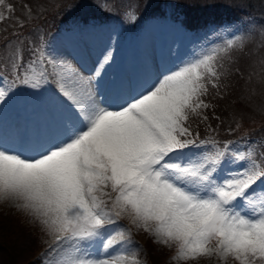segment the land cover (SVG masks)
<instances>
[{"label":"snow or ice","instance_id":"1","mask_svg":"<svg viewBox=\"0 0 264 264\" xmlns=\"http://www.w3.org/2000/svg\"><path fill=\"white\" fill-rule=\"evenodd\" d=\"M13 12L0 0V23ZM35 31V38L13 32L0 45L8 50L0 57L8 85L0 89V202L52 238L42 256L64 251L59 264H141L128 253L130 229L107 230L127 217L154 243L174 246L177 264H264V144L254 154L256 140L202 139L197 130L204 124L215 133L211 100L224 98L248 37L234 34L128 82L104 79L111 49L85 76ZM23 89L34 91L21 101ZM20 103L38 105L39 115L3 119Z\"/></svg>","mask_w":264,"mask_h":264},{"label":"rangeland","instance_id":"2","mask_svg":"<svg viewBox=\"0 0 264 264\" xmlns=\"http://www.w3.org/2000/svg\"><path fill=\"white\" fill-rule=\"evenodd\" d=\"M41 1L43 2L44 0ZM60 1L61 0H48L49 4ZM113 1L114 0H99L98 3H89L91 4V7L89 5L87 6L90 11H98L101 16L108 18L109 21L102 22L100 19L91 16V23L89 22L88 25L82 28L72 26L73 31L67 33L69 38H66L65 36H62L61 38L56 35V33L53 34V32H51L50 36L47 35L48 31L51 30H45L43 26L50 29L53 28V26L50 25L49 18H51L54 13V6H48L49 11L47 9L42 15L37 13L40 24L43 25L39 28V34L44 36L49 46V50L52 51L53 54H62L67 58L68 62L72 64L76 71L85 76L89 74V70L97 66L96 61L101 56V53L106 48L111 49L114 59L109 67L101 70L104 79L110 80L111 78H117L124 79L128 82L154 77L157 75L158 70H163L165 67H171L181 57L193 56L194 54L192 52L196 49V42L200 40V37H209L204 33H201L200 37L198 35V37L194 36L192 32L185 30L180 23L177 21L174 22V18L170 13L165 19L151 17L154 10L158 9V4L161 0H148V2L140 5L139 8H137L138 6H135L133 0H124L119 12L111 13L114 12L111 9V6L114 3ZM208 1L213 2V0ZM24 2L23 4H26ZM21 5L22 2H19L16 8H14L13 13L5 14L10 16L11 26L18 24L17 26L20 28L19 23L23 21L24 27L27 30L32 25L31 23L33 22L35 15L30 16V13L26 15L25 13L29 12L28 8L22 12ZM169 5L170 3L167 4V9L170 8ZM215 6H218V3ZM18 8L20 9L18 10ZM121 13L126 16L119 15ZM133 16L135 17L134 20L132 18ZM121 18H126V20H122ZM98 20L99 22H97ZM247 21L249 22L250 19ZM72 22V24H77L78 20L74 19ZM128 28L133 30V35L127 33L126 29ZM214 28L216 27L210 26L206 29V32H211ZM226 28L232 29L233 27H227L225 24L221 25L217 27V33L224 32ZM240 28L245 31L242 26ZM33 34L34 36H37V32ZM249 37L250 36H248V38ZM8 38L11 39L10 37ZM3 44L4 41L0 42V45ZM207 50H203L202 52ZM7 51V49H0V57H3ZM201 53L195 56H199ZM7 87L8 85L4 83L3 77L0 76V89H6ZM51 87L52 86H48L49 89H51ZM22 91L24 93L23 96H30L34 90L23 89ZM23 96L18 97V100L24 101L26 98ZM39 113L40 108L38 105L20 103L13 111L6 114L3 119L11 123L17 120L23 121L31 119L34 116L39 115ZM237 124L240 126L246 124V128H249L247 122H244V120L239 121ZM248 132L249 134L245 133V135L248 134L246 137L251 138L252 135L250 134H253L256 131L255 128H250V131ZM256 138L257 140H260L258 136ZM260 144L264 143L262 142ZM256 147L257 145L253 149L257 150ZM256 153H259V151ZM124 218L130 220L127 217ZM19 219H23L24 222L38 227L40 229L39 233L43 232L37 223H34L30 217L26 216L14 205L9 202H0V264H9L6 246L16 244L18 245V248L22 247L21 250L27 251L28 248H33L35 245L34 242H29L26 238H21L17 227L12 228V226L18 224ZM129 224L128 225L132 229L118 220L116 224L108 225L107 230L110 233L115 229H130L131 244L127 246L128 253H135L141 264L146 263L142 244L146 238H150L149 243L152 242L153 247L157 248V252H162L164 249L169 248L154 243V238L147 232L137 229L131 223ZM133 235L138 236L140 238L138 239L141 242L135 240ZM6 237L11 239L9 243L6 242ZM51 243L52 239L50 240L48 237L45 250L42 251L37 258L40 260V264H59V261L65 258L66 252L64 251H61L58 254L52 253L48 256H42V254L46 253ZM24 256L26 257L27 255ZM172 258L170 259V263L177 264V261ZM22 259L23 257L20 260ZM170 263L168 261V264ZM180 264H183V262H180ZM199 264H217V261L215 258L211 260L208 258H202L200 259ZM228 264H234V262L229 260Z\"/></svg>","mask_w":264,"mask_h":264},{"label":"trees","instance_id":"3","mask_svg":"<svg viewBox=\"0 0 264 264\" xmlns=\"http://www.w3.org/2000/svg\"><path fill=\"white\" fill-rule=\"evenodd\" d=\"M26 1V2H24ZM35 1V3H34ZM99 0H61L60 2L50 3L48 0H9V2L16 8L19 2H22L21 11L24 12L26 8L31 9V13H25L26 15H35L30 28L27 30L25 27L18 28V24L11 26V18L3 23H0V42L4 41L5 37H10L12 40L13 32H17L20 36H34L35 29L40 26L39 16L44 14L48 9V6H54V13L50 19V25L53 28H46L47 35L50 36L51 32L62 28V25L68 23L72 24L74 19L78 20L77 25H85L90 22L91 16L100 19L102 22L109 21L108 18L101 16L98 11H90L88 9L89 3H98ZM124 0H114L111 9L115 12H119ZM26 3V4H23ZM137 8L143 5L148 0H133ZM170 3V8L167 9V4ZM218 3V6H215ZM115 4V6H114ZM110 5V4H109ZM27 6V7H26ZM56 8V9H55ZM20 8H18L19 10ZM80 11V12H79ZM171 14L173 18L179 15L183 16L185 21L195 30H202L204 26L208 24L221 25L223 23H242L245 31L241 36L248 37V42L245 46L243 54H236V62L230 65L232 75H230L225 83L229 87L225 90L223 99L216 98L211 100L215 105L214 109L208 111L209 123L214 129L215 133H208L204 124H199L198 131L201 133L202 139H213L218 141L226 140H238L241 137H245L249 134L250 128H255V133L249 140H256V149L260 151V143H264V64L261 61L264 60V39L261 38V29H264V0H161L158 4V9H155L151 17L166 18L168 14ZM119 15L125 14L121 13ZM118 18V17H117ZM115 19V18H113ZM126 20V18H121ZM250 21L248 22L247 20ZM99 21V20H98ZM39 22V23H38ZM251 26V27H250ZM50 27V26H49ZM68 28V27H65ZM50 32V33H49ZM224 40L216 39L212 42H208V46L214 44H220ZM239 68L240 72L236 73L235 69ZM211 99V98H209ZM219 117L214 119L213 116ZM244 120L246 124L241 125L238 131L229 132L228 129L235 128L239 121ZM198 121H194V127ZM245 133H248L245 135ZM262 134V135H261ZM260 140H257L256 137ZM258 154V153H254ZM19 224V225H18ZM16 226L21 234L32 236V241L36 242L34 235H32L31 225H25L23 219L18 220ZM30 228V229H29ZM10 238L6 237V242H10ZM7 253L9 254V263L18 264V261L23 262L21 264H31L28 258L20 260L22 255L17 251L15 245L6 246ZM32 250V248H29ZM31 252V251H28ZM25 252L24 254H29ZM23 253V252H22ZM148 254L152 264H161L162 255L157 254L156 249L152 243L148 244ZM28 256V255H27ZM164 256V253H163ZM27 259V260H26Z\"/></svg>","mask_w":264,"mask_h":264}]
</instances>
